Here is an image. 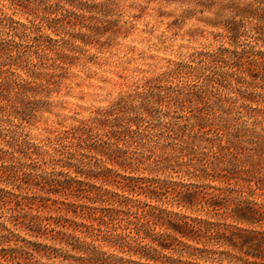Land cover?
Returning a JSON list of instances; mask_svg holds the SVG:
<instances>
[{
  "label": "rangeland",
  "instance_id": "rangeland-1",
  "mask_svg": "<svg viewBox=\"0 0 264 264\" xmlns=\"http://www.w3.org/2000/svg\"><path fill=\"white\" fill-rule=\"evenodd\" d=\"M249 1L0 0V189L21 204L0 219V264H84L93 251L103 264H161L144 247L230 264L162 249L171 231L138 225L155 210L264 228L229 217L240 202L264 213V42L225 25L227 6ZM120 102L146 136L112 140V160L72 157L77 143L61 137ZM213 195L228 202L205 206Z\"/></svg>",
  "mask_w": 264,
  "mask_h": 264
},
{
  "label": "trees",
  "instance_id": "trees-1",
  "mask_svg": "<svg viewBox=\"0 0 264 264\" xmlns=\"http://www.w3.org/2000/svg\"><path fill=\"white\" fill-rule=\"evenodd\" d=\"M227 9L230 11L231 19L227 20L225 25L232 39H238L243 36L241 32L242 29L251 28L256 34V40L264 42V0H250L245 5L232 3L230 6H227ZM53 21H56L55 23L57 24H62L65 22V19H53ZM36 39L39 40L38 37ZM147 95L148 93L140 96L141 99L145 97L140 103L139 109L142 111H147V106L150 105V100H148ZM129 113L130 112L122 106L121 102L117 103L113 109L102 112L99 118L83 124L81 128L66 133V136L61 137L60 140H73L77 143L78 151L76 150L75 153H71L72 157H76V153L79 154L89 150L98 154L102 153L101 156H105L108 160H112V154L109 153L111 149L108 147L115 145V143H111L112 140H139L146 136L140 131L138 114L137 117H132ZM94 140L104 141L98 142ZM82 155L84 156V154ZM72 157L68 159L72 160ZM68 166L72 167V163H69ZM125 180L128 182L135 181L134 178L130 177ZM130 184L131 183L123 184L121 189L124 191H131L132 193H139L136 191V187ZM150 193L159 198L156 190ZM189 196L192 198L195 196V199H190L187 203L193 204V206L199 203V193H190ZM17 198L18 197L13 193L0 189V219H4L5 214L9 213L8 211H13V208H11L13 201H16L18 206H21ZM224 200L228 202V200L221 198L219 195H213L209 200L207 199L208 202L205 203V206L218 208L220 207L218 203ZM111 212H115V214L118 212L128 213L123 210H112ZM229 215L228 216L239 225L260 224L261 227L264 225V223H262V221H264V213L260 208H256L248 202L238 203L235 208L231 210ZM3 221L6 220L4 219ZM143 221L144 222L138 225V233H141L142 230H150L153 225L156 226L158 223L171 231L166 237L155 240L162 249H170L169 247L176 245L183 247L182 253H187L191 257L213 259L214 262L219 261L220 263H224L228 261L230 264H264V228L258 230L255 228L247 229L236 226L232 229H224L220 224L201 218L191 220H187V218L172 219L170 216L167 218L164 211L157 213L155 210L145 213ZM2 223L4 224L5 222ZM172 234L176 237H173ZM179 238L203 246H191L188 243L180 241ZM210 245L227 249L231 247L232 249L219 251L217 249H210ZM157 252V249L146 247L140 250L142 257L147 259V261L159 262L161 264H184L181 260H174L165 255H157ZM101 258L96 251H93L92 256L82 259V262H84V264H103L105 260ZM115 264H125V262L120 260Z\"/></svg>",
  "mask_w": 264,
  "mask_h": 264
}]
</instances>
